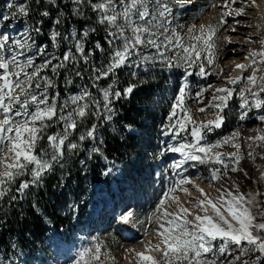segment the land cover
Instances as JSON below:
<instances>
[{
  "label": "snow or ice",
  "instance_id": "obj_1",
  "mask_svg": "<svg viewBox=\"0 0 264 264\" xmlns=\"http://www.w3.org/2000/svg\"><path fill=\"white\" fill-rule=\"evenodd\" d=\"M188 2L191 3V0ZM251 2L255 4V0ZM74 3L87 4L98 13L96 23L105 26L106 43L110 45L107 51L99 41L94 44L92 51L86 50L88 31H84L79 38L74 32L62 35L59 31H52L50 39L53 47L58 49L65 39L71 38L73 42L61 55L45 56L46 46L36 45L31 37L32 31H42L37 25H42L43 19L36 24H28V20L33 17L30 4L7 0L6 10L0 13V26L7 27L17 18H24L26 24L23 39L0 31V201L6 196L9 201L21 200L32 189L41 187L46 173L54 172L57 165L63 167L65 148L68 154L88 151L107 160L97 146L96 132L101 120L112 119L116 111L114 102L130 97L136 88L135 83L127 81L123 87L118 85L117 77L124 67L139 69L143 64L145 73L152 66H160L167 69L183 68L187 76H207L213 71L219 76L223 69L217 63L222 50L218 33L226 23L227 15L233 11L237 16L245 13L244 7L232 9L231 4L226 2V11L222 12L216 23L191 24L186 31L181 32L178 29L184 26L179 23L173 26L175 14L169 0H101L99 3L74 0ZM74 11L82 14L80 7L74 8ZM39 14L42 18L50 15L47 10ZM54 23H61L59 16ZM256 27L264 30V24ZM223 41L231 43L232 38L224 36ZM253 43L259 47L248 51L245 57L247 63L232 62L240 74L228 75L225 77L226 84L208 85L205 89L214 91L211 108L222 110L235 91L229 85L239 82L243 84L240 96L244 109L239 118L244 119L247 110L252 107L264 110V99L261 98V94H264V75H258L264 72V35ZM95 49L104 54V62L99 67L93 63L89 76L98 95L85 86L78 95H69L60 103L59 90L51 91L58 89L53 77L59 76L61 69H74L75 75L83 78V71L76 66L81 61L88 65ZM37 55L43 58L39 64L33 59ZM48 69L52 75H48ZM246 71L250 74L244 77ZM130 74L133 77L138 75L136 71ZM102 78L111 80V83L100 87L95 82ZM64 82L69 85L73 81L65 76ZM188 88L189 84L185 80L170 105L167 123L162 125L161 135L174 142L164 141L157 148V155L178 153L181 156L180 160L172 164L173 175L179 178L163 193V198L158 201L153 215L147 221L149 225L155 223L157 227L152 232H146V236L155 234L157 240L153 242L148 239L142 245L143 250L129 248L127 252L134 255L135 264H236L241 255L248 257L241 264H264V199H261L264 192H244L239 185L233 184L232 188H216L217 195L209 198L190 175H184L189 162L211 163L208 179L218 181L228 176L229 170L239 171L238 165L242 159L239 132L214 143L205 141V134L220 128L224 117L217 113L215 119H195L191 109L184 106ZM197 96L202 97L203 92H198ZM199 111L204 112L205 108L201 107ZM259 119L264 121V115ZM126 127L131 129L130 124ZM54 128H59V131H49ZM77 131L78 137L71 138ZM181 133L184 135L181 136ZM86 140L92 143L90 149L85 148ZM247 140L252 142L248 145L250 150L247 156L255 160L254 147L257 142L264 141V130ZM99 143H103L102 138ZM228 144L235 150H216ZM261 158H264V153ZM110 163L114 165V161ZM190 166L195 167L196 163ZM111 171L112 168H108L105 174ZM260 177L264 179V169ZM189 183L194 184L202 197L192 202L191 209L185 207L179 196L175 195L180 190L190 196L185 186ZM172 204H175L176 211H169ZM190 215L193 219L188 218ZM118 219L124 225L135 226L140 223L132 210L121 212ZM91 239L97 240L96 237ZM12 247L15 248V245ZM234 248H238L239 254L229 258ZM77 256L74 264H104L100 243H95L94 247H83ZM9 264L13 262L9 261Z\"/></svg>",
  "mask_w": 264,
  "mask_h": 264
},
{
  "label": "rangeland",
  "instance_id": "obj_2",
  "mask_svg": "<svg viewBox=\"0 0 264 264\" xmlns=\"http://www.w3.org/2000/svg\"><path fill=\"white\" fill-rule=\"evenodd\" d=\"M17 2L27 3L26 0H17ZM226 2L231 4L232 9L244 7L245 13L237 16L233 11L231 15H227L225 17L226 23L222 25L218 33L220 37V41L218 42L221 43L222 50L219 52L217 63L223 69L222 73L217 76L213 71L207 76L195 74L187 76L183 68H173L172 85L162 94V98H166L169 103L172 100L171 102L173 103L179 86L187 80L189 88L186 92L184 106L191 109L195 119L203 121L215 119L217 113L221 114L225 111L222 123L224 126L214 128L212 132H207L205 134V141L214 143L216 140L230 136L234 132H239L240 134L238 142L241 144L240 154L242 159L238 165L239 171L231 172L229 170L228 176L218 181H210L208 177H210L212 170L211 163L199 164L197 162H189V165H186L188 171L184 175H190L195 184H199L200 188L204 189L209 198H214L217 195L216 188H232L233 184L239 185L241 191L244 192L256 190L264 192V179L260 177V172L264 169V158H261V154L264 153V141L257 142L254 147L255 160L249 159L247 156L250 150L248 145L252 143L247 138L260 135L261 130H264V121L259 119L261 115H264V110L252 107L247 110V115L244 119L239 118L244 111L240 96V89L243 87L242 83L238 89H235L233 95L229 97L226 106L222 110L210 107L211 98L214 94L213 89L205 91L208 85L220 86L226 84L225 77L235 74V69L232 66L234 60L232 58L238 52L244 56V51L248 54L250 49L259 47L253 41H258L264 35V30L256 27L258 24H264V0H255V4L251 0H191V3L188 0H169L175 14L173 26L176 23L184 26L178 29L181 32L186 31L187 26L191 24L216 23L222 12L226 11L224 7ZM6 3L7 0H0V13L6 10ZM193 4H195V7H193ZM76 7L79 6H74V8ZM57 16L61 19L59 25L54 23ZM36 18L33 15L32 19L28 20V24H36L34 22L38 19ZM68 23L69 19L64 13L60 12L50 18L47 16L46 21L43 20L42 25H37L42 28L40 33L31 32L32 40L35 41L36 45L46 46L45 56H59L73 42L69 38L62 40L58 49L53 47L50 39L52 31H59L62 35L74 32L77 34V38H79L84 31L89 32L90 30L89 27L79 29L75 22H70L69 26H67ZM25 27L24 18H17V20L8 23L7 27L0 26V31H6L16 38L23 39ZM224 36H230L232 38L231 43L223 41ZM88 41L89 35L85 38V45H88ZM26 55H31V53H26ZM33 59L39 64L43 58L37 55L33 56ZM69 67H71L70 62ZM47 72L48 75H52L50 69ZM63 74L74 81L76 88L70 95H78L85 87L83 79L76 75L70 76L68 69H64ZM249 74L250 72L247 71L243 76L246 77ZM258 75H264V72L258 73ZM56 78L53 77L54 80H57ZM229 86L232 87L233 85ZM56 90L53 89L51 91L54 92ZM198 92H203V96L198 97ZM66 97L60 96V103H63ZM261 98L264 99V94H261ZM201 107L205 108L204 112L199 111ZM177 111L179 112V109ZM57 131H59V128ZM183 135L181 133V136ZM164 141L174 142L170 141L169 137L157 133L153 139H149L143 144V155L140 157L133 156L116 165V169L121 174L119 178L114 179L118 184V190L114 196H111V192H105L103 178H98L97 181L99 182L96 184V180L92 179V174L87 175L84 179L82 196H80L84 203L86 201L89 204L83 214L88 218L87 225L75 232L72 239L68 242L59 239L54 240L51 243V254L36 261L34 264H74V261L78 259V251L83 247H94L95 243H100L101 245V260L104 261V264H125L127 258L135 260L134 255L127 252V249L135 248L137 251H141L143 250L142 245L146 240L151 239L155 242L157 240L155 234L146 236V232H152L157 227L155 223L149 225L147 222L148 218L153 215L156 204L163 198V193L168 191L173 186V181L179 178L173 175L174 169L172 168V164L176 161L177 157H180V154L166 153L163 156L156 154L157 148L162 146V142ZM216 150L231 152L235 149L232 145L228 144ZM192 163H196V166L191 167ZM79 166L82 167L83 164L80 163ZM216 167L222 166L216 165ZM143 168L148 172H141ZM244 172H247L246 176ZM185 186L196 195L194 197L188 196L180 190H177L175 195L179 196L180 202L185 207L191 209L192 202L202 197L194 184L189 183ZM101 197L105 198L102 200ZM261 199H264V197H261ZM69 206L73 209L76 208L73 195L69 197ZM126 210H132L140 221V223L133 226L137 229L136 232L140 245H129L131 242H126L125 240L124 226L118 217L121 212ZM169 211H176L175 204L169 207ZM193 211L198 210L193 209ZM200 214L202 215L203 213ZM188 218L193 219L191 215ZM92 237H96L97 240L93 241ZM67 247H69L74 258H68L66 254ZM238 254V248H234L229 258ZM109 256L114 259L108 258ZM244 259H248V257L241 255L240 260H237L236 264H241V261ZM1 264L4 263L1 262Z\"/></svg>",
  "mask_w": 264,
  "mask_h": 264
},
{
  "label": "trees",
  "instance_id": "obj_3",
  "mask_svg": "<svg viewBox=\"0 0 264 264\" xmlns=\"http://www.w3.org/2000/svg\"><path fill=\"white\" fill-rule=\"evenodd\" d=\"M26 1L31 5L35 18H38L34 21L35 23L39 19L46 21L47 17L42 18L40 11H49L48 18L62 12L69 19L67 26L70 22H75L79 29L89 27L86 50L92 51L97 41L104 45L105 51L110 47L106 43L105 26L96 23L98 13L92 11L87 4L76 5L73 0ZM92 2L99 3L101 0H92ZM74 6H79L82 14H77ZM93 28L96 31H92ZM103 62L104 54L99 49H95L94 54L89 58L88 65H84L81 61L76 66L83 71V82L94 95L98 94L93 86L94 82L89 79L90 70L93 63L99 67ZM143 69L142 64L139 69L124 67L119 71L118 85L123 87L127 81L135 83L136 88L130 97L114 102L116 111L112 119L101 120L97 128V146L101 148L107 160L99 157L97 153L88 151L68 154L65 148L66 160L63 167L57 165L54 172L46 173L41 187L32 189L21 200L9 201L6 196L3 201H0V264L1 262L8 264L9 261L13 264H34L51 254V243L54 240L70 241L74 233L88 222V218L83 214L89 204L86 201L84 203L80 198L85 177L92 174L96 184L99 182L98 178H103L105 192H111V196H114L118 190V184L114 179L119 178L121 174L116 169V165L133 156L143 155L145 141L161 133L162 125L167 123L172 103V100L169 103L166 98H162V94L172 85L174 71L160 66H152L147 73ZM131 71H136L138 75L133 77L130 74ZM69 72L70 76H75L74 69ZM63 73L64 69H61L56 82L60 96L66 97L76 87L74 81L68 86L65 85ZM95 83L100 87H106L111 80L102 78ZM224 113L225 111L220 115L224 117ZM91 122L94 121H89ZM129 124L131 129L126 127ZM57 130L58 128L49 129L50 132ZM78 135L79 131L71 138L75 139ZM101 138L102 144L99 143ZM84 145L86 149L92 147L89 140H86ZM81 160L84 161L82 167L79 166ZM113 161L114 165L110 163ZM108 168H112V171L105 174ZM141 172L148 171L143 168ZM11 194L14 193L9 195ZM71 195L76 202L75 209L69 206ZM101 198L103 200L105 197ZM13 245L15 248L12 247Z\"/></svg>",
  "mask_w": 264,
  "mask_h": 264
},
{
  "label": "bare ground",
  "instance_id": "obj_4",
  "mask_svg": "<svg viewBox=\"0 0 264 264\" xmlns=\"http://www.w3.org/2000/svg\"><path fill=\"white\" fill-rule=\"evenodd\" d=\"M245 53V55L243 56V54H239V52L236 54L235 57L232 58V60H234L235 62L237 63H247V61L245 60V57L248 55L245 51L243 52ZM232 66L233 68L235 69V64L232 63ZM234 71V70H233ZM247 72V71H246ZM244 72L243 75L246 73ZM237 74H240L239 73V70L235 69V74L234 75H237ZM181 159V156L180 157H177L176 158V161L180 160ZM189 189V188H188ZM189 192L191 193V196H195L196 194H194L193 192H191V190L189 189ZM124 236H125V240L126 242H131L129 245H134V244H139V237H137V229L131 225H124ZM68 246V245H67ZM68 252V253H67ZM66 254L68 256V258H74L73 254L70 252V249L69 247L66 248ZM125 264H135V260L131 259V258H127L126 259V263Z\"/></svg>",
  "mask_w": 264,
  "mask_h": 264
},
{
  "label": "water",
  "instance_id": "obj_5",
  "mask_svg": "<svg viewBox=\"0 0 264 264\" xmlns=\"http://www.w3.org/2000/svg\"><path fill=\"white\" fill-rule=\"evenodd\" d=\"M241 85V83H237V85H233L232 87L234 88V89H238V87Z\"/></svg>",
  "mask_w": 264,
  "mask_h": 264
}]
</instances>
